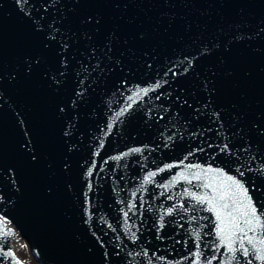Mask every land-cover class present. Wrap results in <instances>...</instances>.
<instances>
[{"label": "water", "instance_id": "95a60500", "mask_svg": "<svg viewBox=\"0 0 264 264\" xmlns=\"http://www.w3.org/2000/svg\"><path fill=\"white\" fill-rule=\"evenodd\" d=\"M221 172L264 223V0H0V264H228Z\"/></svg>", "mask_w": 264, "mask_h": 264}, {"label": "snow or ice", "instance_id": "6c2138e0", "mask_svg": "<svg viewBox=\"0 0 264 264\" xmlns=\"http://www.w3.org/2000/svg\"><path fill=\"white\" fill-rule=\"evenodd\" d=\"M158 87H160V84L156 83L151 87L139 89L134 95L140 98L141 94L146 95L148 92L154 91L155 88ZM128 99L131 103H129L126 108L122 109L121 113L118 115H122L128 108L132 107L133 103H135V100H133L131 96L128 97ZM108 127L110 130L111 125ZM132 151H140V149H133ZM208 171L214 170L209 169ZM153 175H155V173L149 174V176ZM220 176L224 178L220 181L219 188L211 183L204 185L205 188L212 189L214 195L211 197L207 193L204 195H197L196 193L189 192L185 193V195L191 196L200 204L207 202L209 205L208 210L215 213L216 220L218 221L215 231L218 241L216 248L217 250H219L220 246L225 248V252L228 255V264H231L232 261L237 259V252H240L245 258L252 254L256 260L264 261V237L258 238L256 235V230L258 228H264V223L261 222L262 218L258 215L257 208L253 205L251 197L247 195V189L239 180L234 179L232 176L225 177L222 172ZM180 178L185 180L188 179L187 176H181ZM192 178L199 180L200 175L194 174ZM144 179L147 181L149 177L146 176ZM228 182H230V184ZM229 201L231 203H229ZM133 207L134 205H129L130 210ZM172 211V208L168 209L169 213ZM124 215L127 217L128 213L125 212ZM161 220H163V217H161ZM10 234L11 230L0 233V235L3 236ZM194 235L196 236L197 243L195 252L196 260L193 264H199V257L201 255L199 251V233H194ZM133 238H135L134 234ZM4 255L5 257L14 258V253L12 251H8L4 253ZM214 259H216L215 256L208 260L207 264H212V260ZM14 264H20V262L14 259ZM222 264H224V262H222ZM248 264H252V261L249 260Z\"/></svg>", "mask_w": 264, "mask_h": 264}, {"label": "rangeland", "instance_id": "374dc122", "mask_svg": "<svg viewBox=\"0 0 264 264\" xmlns=\"http://www.w3.org/2000/svg\"><path fill=\"white\" fill-rule=\"evenodd\" d=\"M15 242L17 243V246L14 249L16 251V255H18L19 258L22 259L26 264H37L34 261L35 258L32 257V253L29 252L30 249L27 247L28 245L25 243V240L23 238H20L18 234L14 239V244Z\"/></svg>", "mask_w": 264, "mask_h": 264}, {"label": "bare ground", "instance_id": "6f19581e", "mask_svg": "<svg viewBox=\"0 0 264 264\" xmlns=\"http://www.w3.org/2000/svg\"><path fill=\"white\" fill-rule=\"evenodd\" d=\"M14 239H15V237H13V239H12V240H13V244H14ZM21 242H22V241H21ZM16 244H17V243L15 242V244H14V248H13V249H15V247L17 246ZM29 249H30V248H29ZM15 252H16V251H15Z\"/></svg>", "mask_w": 264, "mask_h": 264}]
</instances>
